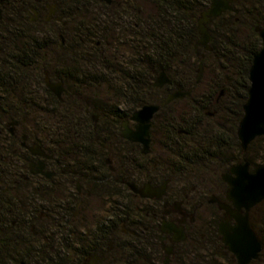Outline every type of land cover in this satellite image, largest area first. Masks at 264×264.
Here are the masks:
<instances>
[{
    "label": "trees",
    "instance_id": "16d2710c",
    "mask_svg": "<svg viewBox=\"0 0 264 264\" xmlns=\"http://www.w3.org/2000/svg\"><path fill=\"white\" fill-rule=\"evenodd\" d=\"M0 1L4 8V18L0 21V183L4 186L21 179L20 172L26 162L22 140L6 136L12 121L26 119L35 130H44L50 136L52 126L59 124L72 137V155L94 157L100 155L98 148L104 140L106 126L119 131L123 120L132 112L147 104L161 105L179 88L193 92L161 107L152 128L154 134L155 126L160 127L163 137L157 169L166 171L167 179L184 188L191 182L202 185L209 180V174L216 175L215 166L229 170L233 162L241 161L239 155L251 162L253 169L264 165V148L254 149L255 142L263 141L264 137L256 139L246 153L238 138L249 97L250 68L263 48L258 29L264 28V0H234L232 11L213 18L208 23L213 36L211 50L199 44V20L211 6V0H122V5L117 7L92 0L90 9L75 8L77 18L82 16L87 21L80 25L86 28L82 35L87 40H77L82 47L75 49V71L67 74L82 79L68 84L70 93L63 102L53 99L46 87L44 71L49 68L36 61L38 42L22 36L24 8L14 0ZM148 3L154 6V11L149 10ZM97 35L99 39L95 40ZM98 41L102 46L96 45ZM201 63L211 77L212 88L199 101L194 89L199 84ZM163 71L173 80L172 85L152 87ZM183 103L190 114L178 113L174 108ZM55 106L58 113L51 109ZM209 113L214 116H208ZM97 116L99 120L95 121ZM139 166L141 170L147 168L143 163ZM151 168L150 165L148 170ZM25 188L11 190L10 208L19 206L17 201L23 192L54 195L50 189L38 191L32 184ZM65 198L66 202L54 208V216L51 214L53 228L60 226L59 245L54 247L55 238L51 241L48 234L42 237L45 242H53L51 257L39 254L35 264H80L87 249L94 248L105 236L108 239L110 226L103 224L91 234L89 247L88 236L79 233L74 237L69 229L72 212L69 209L74 199ZM120 198L126 218V207L135 199L133 194H123ZM2 205L1 201L0 209ZM30 217L31 213L25 220L31 221ZM140 218L139 236H132L122 244L125 264H136V259L144 262L150 254H160L151 238L154 228L150 226L154 220ZM21 222L4 226L0 219V264L25 262L20 258L23 239L33 237ZM251 223L263 244L260 258L254 264H264V213L259 227L253 220ZM74 244L80 247L77 259L71 255Z\"/></svg>",
    "mask_w": 264,
    "mask_h": 264
},
{
    "label": "flooded vegetation",
    "instance_id": "af4514ba",
    "mask_svg": "<svg viewBox=\"0 0 264 264\" xmlns=\"http://www.w3.org/2000/svg\"><path fill=\"white\" fill-rule=\"evenodd\" d=\"M98 1L103 6L122 5V0ZM14 2L20 3L25 10L23 15L25 27L22 30V36L25 40L31 38L38 42L36 45L38 60L36 59V61L41 65L46 64V67L49 68L44 71L45 82L49 78L53 84L63 83L62 98L56 96L47 85L46 87L51 91L53 99L63 102L65 96L70 93L68 84L79 82L82 79L67 74L75 71V49L77 46L82 47V44H78L77 40L83 42L87 40L82 35L83 32L86 33V28L80 26L86 24L87 21L82 16L77 18L74 10L78 7L79 9H90L92 0H14ZM0 8L3 13L1 20H3L4 8L1 1ZM96 45L102 46L101 41H98ZM51 109L58 113L57 106ZM135 112L123 120V123L125 120H129V127L132 129H135L137 124L131 120ZM19 114L23 113L19 111ZM208 116L213 117L214 114L209 113ZM98 120L97 116L95 121ZM123 123L119 131H115L111 126L104 128L106 134L103 135L104 140L101 141L98 148L100 155L91 157V155H72L73 148L72 142H70L72 137L59 124L52 126L53 131L50 136L44 130H35L26 119H23L22 122L12 121L6 136H15L22 140L21 146L26 154V162L24 169L20 172L21 179L16 180L14 185L4 186L0 183V202L4 203L0 219L4 221V226L11 225L8 222L12 212L9 201L11 190L22 191L32 184L38 191L50 189L56 195L69 196L74 199V204L69 209L72 211L69 229L74 237L79 233L88 236V247L91 243L90 239H92L90 236L97 231L99 225L110 226L108 239L105 236L104 240L98 242L94 248L87 249L80 258V264H125L126 254L123 253L122 244L132 236H139L141 227H137V222L141 221L140 217L154 220L150 226L154 228L151 238L153 243L158 246L160 254L158 256L155 253L150 254L147 257L148 260L144 262L136 259V264H166L167 259H169L167 264H188V258L194 261V264H239L236 256L224 244L219 233V224L222 220L227 219L226 214L219 223L212 221L208 224L195 216L194 212L199 207L198 200L195 198L196 188L191 191L183 187L171 190V180L167 179V172L157 169L156 161H160L161 152L155 155L156 161L148 170L151 160H147V158L153 153L152 144L151 152L144 154L142 144L124 138ZM40 126L41 128L45 127ZM32 151L39 154L35 155ZM244 151L246 153L248 149ZM239 159L243 161H236L233 165L245 162L240 155ZM140 163H143L147 168L141 170ZM251 170L255 169L251 167ZM44 172L53 173V176L48 177ZM139 178L142 179V184H140ZM224 183L227 186V191L217 187L218 192L214 196L220 201L231 204L228 201L229 186L225 181ZM164 184H167L166 192L160 197L145 198L141 195L146 186L162 187ZM132 185L135 186V190ZM224 193L225 195H223ZM123 194H133L135 199L133 204L126 207L128 212L126 218L123 214V200L120 198V195ZM94 195H102L108 199L119 197V199L112 201L114 205L110 202L112 206L103 210V219L96 220L92 225L88 212L90 211V200ZM118 200L119 203H115ZM210 204L225 213L219 203ZM50 217V213L45 214L42 211L38 214L35 210L33 216L30 217L31 221L25 223L22 219H18L12 224L17 225L22 221L21 224L30 230L29 235L39 238L44 237L45 227H48ZM234 223L232 221V224ZM169 224H174L177 233L170 231L166 226ZM93 226H95L94 230ZM59 227L54 237L57 245L59 244ZM145 227L149 230V226ZM205 227L207 228L206 233H203ZM181 236H184V239L178 240L177 238ZM204 241L212 247V255L207 258L200 255V251H198L200 243ZM79 248L76 244L71 248V255L74 259L79 257ZM168 250L171 251L170 254H168ZM193 255L194 257H192ZM204 259L207 261L205 262ZM257 260L250 264H254Z\"/></svg>",
    "mask_w": 264,
    "mask_h": 264
},
{
    "label": "water",
    "instance_id": "95a60500",
    "mask_svg": "<svg viewBox=\"0 0 264 264\" xmlns=\"http://www.w3.org/2000/svg\"><path fill=\"white\" fill-rule=\"evenodd\" d=\"M111 2V0H102ZM234 0H211V6L203 13L199 20V32L201 38L199 44L211 50L213 36L209 30L208 23L213 18L220 17L227 11H232ZM3 17L0 8V20ZM263 48L254 57L250 68L249 79L250 89L249 97L244 105V116L239 124L238 138L242 148L247 150L249 146L258 138L264 137V28H259ZM204 64L201 63L198 75V83L204 75ZM173 80L167 72L163 71L151 85L155 88H163L172 85ZM47 87L59 98H62L64 92L63 83L53 84L49 78L46 79ZM192 90L184 91L182 88L170 93L168 97L159 104H147L136 111L131 120L137 124L135 129L129 127V120L123 123V136L130 141L142 144V152L149 154L152 144V125L156 114L161 107L169 105L171 102L189 97ZM33 154H39L32 151ZM252 164L249 161L233 165L229 172L223 175V180L228 184V201H220L216 196H212L210 203H219L220 208L225 211L226 220L219 224V233L222 240L229 250L236 256L239 264H250L259 259L263 251V244L254 230L250 212L253 208L264 202V165H260L251 170ZM48 177L53 173L44 172ZM134 190L135 186L132 185ZM167 184L162 187L146 186L141 195L145 198L160 197L166 192ZM232 221L235 223L232 224ZM170 231L177 233L174 224L166 225ZM184 239V236L177 238ZM168 250V254H170ZM169 262L167 259L166 264ZM23 264H26L23 262Z\"/></svg>",
    "mask_w": 264,
    "mask_h": 264
},
{
    "label": "rangeland",
    "instance_id": "374dc122",
    "mask_svg": "<svg viewBox=\"0 0 264 264\" xmlns=\"http://www.w3.org/2000/svg\"><path fill=\"white\" fill-rule=\"evenodd\" d=\"M147 6L149 7V10L152 9L154 11V6L151 5V3H148ZM157 7V6H156ZM95 40L99 39V36H95ZM212 88V84H211V77L208 76V72L205 69L204 70V75L201 79V81L199 82L198 86L194 89V93L196 94V96L198 97L199 101H201V99L210 92V89ZM176 109V111L178 113H185V114H190L189 113V109L185 108V104L183 103L182 105L179 104L174 107ZM205 111H211L213 112V109H205ZM43 118H46L45 115H42ZM47 121L50 122L49 117L47 116ZM216 120V118L213 119V121ZM155 121V119H154ZM160 127L155 126V133L153 134V142H152V149H153V153L150 155L149 158H147V160H151L150 165L152 166L155 163V159H156V154L158 152L162 153V144H163V137L162 134L159 132ZM227 137V134H226ZM260 140V139H259ZM257 140V142H255L254 145V149H258L263 147L264 148V140L263 141H259ZM236 162V161H235ZM235 162H233V164H235ZM157 163V161H156ZM253 168V167H252ZM257 168V167H256ZM214 170L217 171L216 175H212L209 174V180L205 183V184H197L194 182H191L190 185H187L189 191H191V189L193 188H197L196 191V195L195 198L198 200L197 203L199 204V207H197V211L194 212V215L197 216L199 219L206 221V224H208L209 222L214 221L215 223H219L223 218H225V213H223L220 209H218L215 205L210 204L208 201L209 199L217 194V187L223 188L225 191H227V186L223 181H219L218 178H222V175L228 171L227 168H223V169H218V167H214ZM139 182L140 184L143 183L142 179L139 178ZM180 184L177 182H171L170 184V188L171 190H176L179 187ZM184 188V186H181ZM185 192H187L185 190ZM225 195V193L223 194ZM21 198H18V203L19 206L16 208H11L12 212L10 217L8 218V222L11 224L13 221L15 220H20L22 219L23 222H25V218L27 217V215L29 213H31V217L33 216L32 213H34V210H37V213L39 214L40 212H45L46 213H53V210L55 207H57V205L59 204H63L64 202H66V198L65 196H58V195H53L52 193L47 194V195H42V194H35V193H25L23 192L20 196ZM11 199V198H10ZM117 199H119V197H110V199H108L107 197H103L102 195H94L92 196L91 200H90V208H89V217H90V223L93 225L95 224L96 220L100 221L103 219V210L106 207H110L112 206V204L114 205V203L112 201H117ZM12 201H15V198L12 197ZM128 201V200H127ZM112 204H111V203ZM16 203V201H15ZM2 209H0L1 211ZM1 213V212H0ZM263 213H264V204L261 205L259 204L258 206H256L255 208H253L250 212V219L251 221L253 220L256 224L257 227H259L260 225V220L263 217ZM1 216V214H0ZM2 217V216H1ZM52 218L50 217V221L48 223V227H45V235H49L50 237H52L54 241V237L57 234V229L53 228L52 226ZM30 221V220H29ZM95 226H93V230H94ZM206 227L203 229V233H206ZM48 232V233H47ZM24 240V245H23V249L20 252L21 253V260L25 261L27 264H35V261L37 260L36 257L39 256H43L46 258H50L51 257V252H52V244L53 242L50 244L48 241H43L42 237L39 238H27V239H23ZM49 243V244H48ZM59 245V244H58ZM57 243L54 241V247L58 246ZM208 246V247H206ZM199 254L205 256L206 258L209 257L210 255H212V247H210L209 245L206 244V242H201L199 245ZM193 252H195V250H193ZM194 257V255L192 256ZM205 258V259H206ZM204 261L206 262L207 260ZM39 261V260H37ZM188 264H194V261L187 260ZM40 264V263H39Z\"/></svg>",
    "mask_w": 264,
    "mask_h": 264
}]
</instances>
